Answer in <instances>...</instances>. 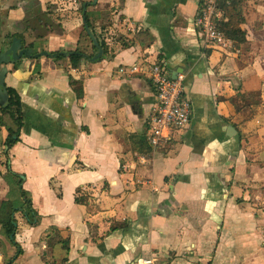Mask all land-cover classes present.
<instances>
[{
    "label": "crops",
    "instance_id": "0c3cea01",
    "mask_svg": "<svg viewBox=\"0 0 264 264\" xmlns=\"http://www.w3.org/2000/svg\"><path fill=\"white\" fill-rule=\"evenodd\" d=\"M30 1L0 0L5 32L26 17ZM86 1H94L96 29H105L104 60L72 69L69 57L25 58L6 77L26 126L7 155L0 125V187L9 170L24 176L40 216L30 226L16 215L23 254L15 264H252L264 215V0H244L247 43L229 48L206 47L197 26L217 0H38L54 10L63 34L35 48L86 52ZM158 60L172 78L185 75L193 115L188 129L166 132L153 147L149 68ZM3 194L0 207L13 202ZM4 237L0 225L1 244Z\"/></svg>",
    "mask_w": 264,
    "mask_h": 264
},
{
    "label": "trees",
    "instance_id": "16d2710c",
    "mask_svg": "<svg viewBox=\"0 0 264 264\" xmlns=\"http://www.w3.org/2000/svg\"><path fill=\"white\" fill-rule=\"evenodd\" d=\"M94 5V1L82 2L81 13L84 20L83 32L81 38L88 39L91 43V54L78 49L72 52L69 57L71 68L78 69L85 59L93 62H100L107 56V43L104 38V33H100L93 24L88 10ZM203 5V2L201 6ZM39 5L38 0H32L26 6V17L14 24V31L5 32L7 18L0 14V37L5 36V47L0 49V53L5 51L11 44L13 39L18 38L22 40L23 48L35 49L36 53L43 52L35 48V42L28 43V39L40 40L47 38L50 34H63L61 24L53 19V13ZM216 30L223 35V37L236 45H244L247 43L248 32L244 28L247 23L244 10V0H217L215 12L212 18ZM61 52H51L56 54V60H61L63 56ZM22 60L12 64L13 69L17 70ZM71 85L76 87L78 82L71 78ZM8 97L6 105L0 102V125L6 127L8 137L5 141L6 153L21 142L22 131L26 126V115L24 112V105L18 91L6 84L1 87ZM77 97H83L82 90H75ZM9 177L15 183L21 204L17 205L19 201L3 202L0 207V225L3 236H5L11 245L16 249L15 255L9 259L6 264H15L16 260L23 254V249L17 241L18 221L16 214L21 213L22 216L32 225L36 226L40 221V216L33 208V203L30 194L24 189L25 177L9 170Z\"/></svg>",
    "mask_w": 264,
    "mask_h": 264
},
{
    "label": "built area",
    "instance_id": "2783aa9c",
    "mask_svg": "<svg viewBox=\"0 0 264 264\" xmlns=\"http://www.w3.org/2000/svg\"><path fill=\"white\" fill-rule=\"evenodd\" d=\"M214 13H204L197 22L203 33L206 47L229 48L231 43L220 34L212 20ZM149 77L156 91L153 106L149 142L153 147L160 146L173 130L183 131L190 127L193 115V104L185 87L186 77L178 74L171 77L168 64L161 60L149 68ZM137 264H157L155 259H139Z\"/></svg>",
    "mask_w": 264,
    "mask_h": 264
},
{
    "label": "rangeland",
    "instance_id": "374dc122",
    "mask_svg": "<svg viewBox=\"0 0 264 264\" xmlns=\"http://www.w3.org/2000/svg\"><path fill=\"white\" fill-rule=\"evenodd\" d=\"M53 11L54 10L52 9L51 12L53 13ZM3 15L5 16V14H3ZM6 18H7V22H8V16H6ZM53 19H54L55 22H57V16L55 17V14H53ZM7 22H6V24H7ZM82 32H83V29H82ZM81 39L84 40L83 42H84V46H85V49H86V53L91 54V43L89 42L88 39H85V38H81ZM5 41H6L5 36H1L0 37V49L5 47V44H4ZM27 41H28V43L35 42V44L37 45L38 42L39 41L40 42L43 41V39H40V40L29 39ZM253 102L254 103L256 102L255 104H257V102H258V104H259V100H256V97L255 96L253 97ZM0 150L3 151V149H0ZM1 156H3L2 153H1ZM3 160H4V162L7 161L6 158H4ZM2 186H3V188L0 187V195H1L2 189H4L5 196H4V194H3V196H4L5 199L8 198V199L11 200V198H13V201L14 202L20 200V196H19V193L17 192V189H14L16 185L11 180L10 181H7V179H6L5 181L2 182ZM261 191L264 194V188L261 189ZM7 192H8L9 195H7ZM19 204H21V201H19V203H17V205H19ZM250 207H251L250 205L249 206H246L245 205V206H243V209L245 211H248V212H254L255 210H252L251 211L250 210ZM259 210H261V214H264V203H261L259 205ZM17 214H18V217L20 219V222H22V223L27 222L26 220L24 222V219L22 218V214H20V213H17ZM244 223H246V222H244ZM29 225L32 226L30 223H29ZM247 229H249V228L247 227L245 230H247ZM255 229L258 232V235L255 238V240H256V242H255L256 251L254 252L255 257L253 258L252 264H264V215H263V217L260 218V221L257 223V226H256ZM52 237L54 238V234H53ZM52 237L49 238V239H47V237H45L44 242H46L48 245L50 243L52 244V242L54 240H56V236H55L54 239H52ZM4 239L6 240V243H4V241H3V244L0 243V253H2V251H3V253H4L3 263L6 264L9 261V259H11L15 255L16 249L13 248V247H11L9 240L6 237H4ZM7 244L10 247V250H8V251H7ZM36 244L41 245L40 242H37ZM247 255L248 254H246V253L243 254V256H247ZM40 256L41 255L39 254L38 257L40 258ZM160 258L161 259H158V260L161 261V262H164L165 259H167L168 257H160ZM248 263H249V261H246V259L245 260L242 259V261H241L240 264H248Z\"/></svg>",
    "mask_w": 264,
    "mask_h": 264
},
{
    "label": "water",
    "instance_id": "95a60500",
    "mask_svg": "<svg viewBox=\"0 0 264 264\" xmlns=\"http://www.w3.org/2000/svg\"><path fill=\"white\" fill-rule=\"evenodd\" d=\"M72 54V52L60 53L63 57H70ZM42 57L56 60V54H51V52L43 51L36 53L35 49L23 48L22 40L18 38L13 39L12 44L5 51L0 53V102L2 104L6 105L8 103V97L1 87L6 84L9 66L25 58L40 59ZM236 133L237 132L233 127L228 128L227 135L229 137H233Z\"/></svg>",
    "mask_w": 264,
    "mask_h": 264
}]
</instances>
